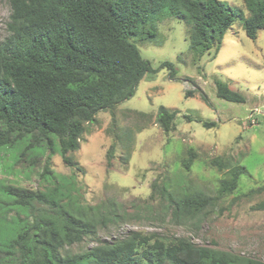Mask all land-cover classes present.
<instances>
[{
  "label": "trees",
  "instance_id": "1",
  "mask_svg": "<svg viewBox=\"0 0 264 264\" xmlns=\"http://www.w3.org/2000/svg\"><path fill=\"white\" fill-rule=\"evenodd\" d=\"M7 1L9 34L0 42V157L20 143L22 155L40 148L31 161L45 155L39 173L45 184L27 189L2 183V190L12 196L8 204L18 209L14 214L19 227L2 236L0 264H264L198 245L188 237L139 230L70 252L67 247L98 227L131 218L161 219L169 214L175 222L197 220L206 215L207 205H214L216 196L187 185L176 193L162 183L157 209L146 203L129 212L113 199L90 205L75 191L74 175L56 176L49 164L50 156L58 152L65 164L80 169L71 153L79 147L85 124L95 121L99 111L112 113L143 76L156 71L135 42L156 36L155 21L166 16L184 19L189 24V50L198 59L211 46L219 49L225 31L237 19L246 36L254 39L257 30L264 29V0H243L246 16L225 0ZM160 67L168 69L169 78L175 77L172 62L163 61ZM215 94L244 101L226 84L217 83ZM200 97L208 102L205 93ZM176 113L177 109L157 107L156 121L165 133L174 128ZM112 150L110 146L108 157ZM195 157V151L187 149L181 165L189 169ZM210 163L218 170L227 168L218 180L217 196L233 191L239 176L247 173L238 161L215 157ZM8 209L3 218L13 210Z\"/></svg>",
  "mask_w": 264,
  "mask_h": 264
},
{
  "label": "rangeland",
  "instance_id": "2",
  "mask_svg": "<svg viewBox=\"0 0 264 264\" xmlns=\"http://www.w3.org/2000/svg\"><path fill=\"white\" fill-rule=\"evenodd\" d=\"M225 1L248 14L243 0ZM9 15L8 1L0 0V42L9 34ZM155 24L154 38L135 42L156 71L143 76L132 95L118 103L112 113L99 111L95 121L85 124L79 147L71 153L80 169L65 164L58 152L50 156V168L56 176L73 174L75 191L90 205L113 199L129 212L146 203L157 209L162 183L176 193L187 185L216 196V201L206 206V215L194 221L175 222L169 214L161 219L131 218L98 227L66 249L80 252L121 237L128 230H139L184 236L198 245L264 261V29H258L251 39L237 19L225 31L217 51L211 46L193 59L189 24L184 19L166 16ZM163 61L173 63L175 77L169 78L168 69L160 67ZM217 83L239 92L244 101L217 97ZM188 90L191 93H185ZM200 92L206 94L208 102L201 99ZM159 105L177 109L174 128L166 133L156 121ZM205 120L215 121V125L205 127ZM110 146L113 150L108 157ZM22 147L20 143L8 148L0 157V240L19 227L14 214L18 209L8 204L12 196L2 190V183L27 189L45 184L39 180L45 155L31 161L40 148L22 155ZM189 148L196 157L185 169L181 159ZM215 157L238 161L247 169L239 176L236 188L220 196L218 180L227 168L213 166L210 160ZM8 208L13 210L6 219L3 214Z\"/></svg>",
  "mask_w": 264,
  "mask_h": 264
}]
</instances>
